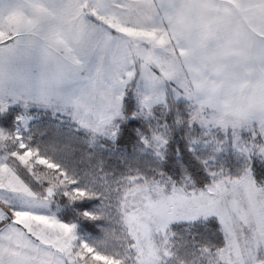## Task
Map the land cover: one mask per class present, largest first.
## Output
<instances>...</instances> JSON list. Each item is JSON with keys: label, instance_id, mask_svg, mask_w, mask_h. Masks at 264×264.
<instances>
[{"label": "snow or ice", "instance_id": "obj_1", "mask_svg": "<svg viewBox=\"0 0 264 264\" xmlns=\"http://www.w3.org/2000/svg\"><path fill=\"white\" fill-rule=\"evenodd\" d=\"M0 264H264V0H0Z\"/></svg>", "mask_w": 264, "mask_h": 264}]
</instances>
